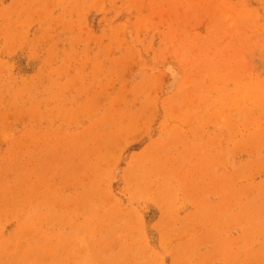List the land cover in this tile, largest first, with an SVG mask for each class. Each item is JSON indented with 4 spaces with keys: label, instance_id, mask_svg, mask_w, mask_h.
<instances>
[{
    "label": "rangeland",
    "instance_id": "374dc122",
    "mask_svg": "<svg viewBox=\"0 0 264 264\" xmlns=\"http://www.w3.org/2000/svg\"><path fill=\"white\" fill-rule=\"evenodd\" d=\"M0 264H264V0H0Z\"/></svg>",
    "mask_w": 264,
    "mask_h": 264
}]
</instances>
